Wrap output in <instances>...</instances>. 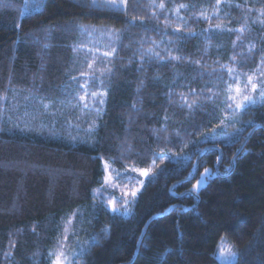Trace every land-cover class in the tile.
<instances>
[{
    "label": "trees",
    "instance_id": "16d2710c",
    "mask_svg": "<svg viewBox=\"0 0 264 264\" xmlns=\"http://www.w3.org/2000/svg\"><path fill=\"white\" fill-rule=\"evenodd\" d=\"M244 1L0 0V264H264V101L224 96L264 70Z\"/></svg>",
    "mask_w": 264,
    "mask_h": 264
},
{
    "label": "rangeland",
    "instance_id": "374dc122",
    "mask_svg": "<svg viewBox=\"0 0 264 264\" xmlns=\"http://www.w3.org/2000/svg\"><path fill=\"white\" fill-rule=\"evenodd\" d=\"M246 1L247 0H245L244 2H246ZM171 2H172V0H171ZM117 3L119 4V0H117ZM124 7H125L124 5H120V8L124 9ZM107 34H108L107 32H104L103 34H97L96 37H97L98 41L103 43L102 42L103 40L109 38ZM84 37L86 39H83V40L87 41V43H92L94 41V39L90 38L89 35H86ZM263 72H264V70L261 71V73H263ZM261 73L258 75L259 77L253 76L254 82H256L258 84V90L255 93H253V96L257 102L262 101L260 96H259V87H260L261 80H264V76H261ZM232 77H233L232 82L230 84H228L227 89L224 93L225 99L228 102H230L231 104L233 103V101L229 100V96H237L236 88H240L241 90H244L245 87L247 86V88L250 90V85H248V77L249 76H247V79L244 82H242L238 76H232ZM88 85H90V84L86 83L84 81H81L80 84L78 85V87L77 88L75 87L76 89L73 88L72 92L77 91L79 93L80 97L84 96V92H89V90H90V89L89 90L87 89ZM247 104H250V103L245 102V105H247ZM233 108H234V105H233ZM241 108H243V106ZM205 169H208V168H205ZM205 169H204L203 173L205 172ZM207 175H209V172L205 176H207ZM205 176L202 177V175H201V178L198 181H202V183L198 184V181H197V183L195 185L198 184V187L195 191H197L202 185L205 184ZM113 177L114 176H112L111 174L108 176L107 181L109 182L110 186L111 187L115 186L116 189H118L121 192H124L127 189L129 191V185L132 186L133 190H137L139 187L138 185L141 184V179L144 178L145 176L141 175L139 170L133 169L132 173L126 177V180L124 183L114 182L112 180ZM112 202H113V200H110L109 204H112ZM115 204L116 203H114L113 204L114 206H112L114 209L115 208H118V209L122 208L119 203L116 205ZM218 250H219V256L221 257L220 261L223 264H230L232 262V260L234 259V253L231 250V247L229 246L227 241L222 240L220 245H219Z\"/></svg>",
    "mask_w": 264,
    "mask_h": 264
},
{
    "label": "snow or ice",
    "instance_id": "6c2138e0",
    "mask_svg": "<svg viewBox=\"0 0 264 264\" xmlns=\"http://www.w3.org/2000/svg\"><path fill=\"white\" fill-rule=\"evenodd\" d=\"M127 3L128 0H119V4L117 3V0H100V2H98V0H89V3L86 5L87 7H103V8H112L115 9L117 11L121 10L120 5H124L125 8L127 7ZM160 8L164 7V4L161 3L159 5ZM180 7H184V5H180ZM219 27V26H217ZM113 51H115V49H113ZM105 55H111V53H105ZM158 55V54H157ZM173 59H177V57H173ZM262 63H264V61H262ZM89 67H91V65H89ZM232 69H229V72L231 73ZM262 76H264V73H261ZM248 85H250V90L247 88V86L245 87L244 90H241L240 88H236V93L237 96H229V100L233 101L232 104H229L228 107L232 108L234 105V113H238L239 110L241 109L242 106H246L245 102L250 103V104H255L257 101L253 96V93H255L258 90V84L256 82H254V78L253 76H249L248 77ZM93 96H96L97 93L93 92L92 93ZM259 96L261 98L262 101H264V80H261L260 82V87H259ZM81 100H84V97L81 96L80 97ZM101 103H103V101L101 100ZM189 107H191V105H189ZM242 135V132L240 130H237V136ZM219 159V157H218ZM107 171V169H106ZM141 175H148L149 171L148 170H139ZM209 172L208 169H205V172L202 174V177L205 176L207 173ZM202 183V181H198V184ZM197 185H193V190H196ZM131 195L133 197H135L136 195V190H134ZM125 211H127V209H125ZM63 254L60 253L57 255L56 259L53 261V264H64V261H67L68 258L67 257H63ZM68 264H72L71 261L68 262Z\"/></svg>",
    "mask_w": 264,
    "mask_h": 264
},
{
    "label": "water",
    "instance_id": "95a60500",
    "mask_svg": "<svg viewBox=\"0 0 264 264\" xmlns=\"http://www.w3.org/2000/svg\"><path fill=\"white\" fill-rule=\"evenodd\" d=\"M256 128H257V127H256ZM256 128H253V129L251 130L250 134H251ZM250 134H249V135H250ZM220 161H221V157H220ZM220 161H219V162H220Z\"/></svg>",
    "mask_w": 264,
    "mask_h": 264
}]
</instances>
